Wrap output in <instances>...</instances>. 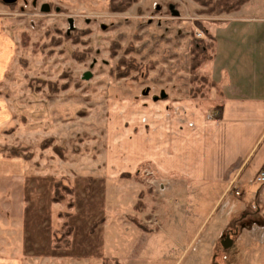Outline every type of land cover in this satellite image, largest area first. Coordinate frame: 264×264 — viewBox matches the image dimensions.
I'll return each instance as SVG.
<instances>
[{"label":"rangeland","instance_id":"rangeland-1","mask_svg":"<svg viewBox=\"0 0 264 264\" xmlns=\"http://www.w3.org/2000/svg\"><path fill=\"white\" fill-rule=\"evenodd\" d=\"M250 1L252 11L260 12L264 0ZM44 4L48 11L41 10ZM211 9L195 0H136L124 11H111L109 0H0V42L7 50L1 58L0 113H9L0 119V152L18 148L29 156V172L37 169L53 178L50 219L60 228L65 218L59 213L68 211L72 226L68 246L55 247L51 236L46 254L30 256L24 264H104L105 259L117 260L108 264H264L262 234L243 231L251 220L259 221L250 209L248 220H233L231 238L221 233L215 239L209 228L226 202L211 212L214 193L194 208L188 201L185 211L171 208L166 214L162 180L144 163L105 176L113 139L126 145L132 118H143L148 104L166 103L162 90L168 101L190 98L205 107L208 118L214 116L218 97L204 74V58L211 52L208 28L224 13ZM197 44L206 46L204 54ZM61 176L73 187L70 209L69 195L62 203L52 200L54 181ZM84 183L90 184L93 200L101 195L95 184L107 189L108 209L85 228L81 243L73 237L70 218L75 187ZM192 211L199 219L192 221ZM171 215L179 223L168 224V234L160 232ZM206 216L204 229L197 231ZM103 221L102 240L96 230Z\"/></svg>","mask_w":264,"mask_h":264},{"label":"crops","instance_id":"crops-1","mask_svg":"<svg viewBox=\"0 0 264 264\" xmlns=\"http://www.w3.org/2000/svg\"><path fill=\"white\" fill-rule=\"evenodd\" d=\"M248 1L218 16L208 28L212 50L204 74L218 97L211 112L214 116L208 118L205 107L196 100L177 97L168 101L166 94L161 98L166 103L148 104L143 118H132L126 145L113 139L104 163L105 176L111 178L141 163L158 173L166 214L171 208L184 210L188 201L194 208L207 193H214L211 212L226 202V209L209 228V237L215 239L221 233L231 238L233 220H248L250 209L259 221L251 220V226L243 231L252 237L262 234L264 241V182L255 185L256 173L264 167V6L254 13V4ZM2 43L0 73L2 59L7 56ZM8 114L3 111L0 119L6 120ZM27 165L21 156L7 157L0 152V264H24L30 256L46 254L55 229L48 207L53 178L37 169L29 172ZM89 185H76L75 209L70 218L73 237L80 242L87 236L85 228L105 216L108 209L103 201L107 189L95 184L101 195L93 200L87 193ZM91 209L95 216L92 220L88 219ZM193 213L195 221L198 217ZM206 219L197 231L204 229ZM177 222L173 215L165 217L158 230L168 234V224ZM104 224L96 230L102 240ZM234 230L240 238L243 236ZM233 240L226 242L227 246Z\"/></svg>","mask_w":264,"mask_h":264},{"label":"trees","instance_id":"trees-1","mask_svg":"<svg viewBox=\"0 0 264 264\" xmlns=\"http://www.w3.org/2000/svg\"><path fill=\"white\" fill-rule=\"evenodd\" d=\"M136 0H109V7L111 11H124L128 7H130ZM198 3L201 4H210L211 6V11L215 12V14H221V13H230L233 12L237 9H239L243 4H245L248 0H195ZM209 34V32H208ZM210 39H212L210 35ZM212 41V40H211ZM196 49H199L201 53L206 52V46L202 45L200 46L197 44ZM211 47L212 50V44L209 46ZM206 58L205 61H208L211 58V52L208 56H205ZM49 141V142H48ZM46 142L41 143V146L43 148L49 147L51 143V139H49ZM53 149H58L56 145L53 146ZM7 157H12V156H22L24 159H28L29 156L26 154L21 153V150L18 148H12L10 149L7 153H5ZM70 196L69 199L66 201V207L67 209H70L73 206V187L70 185L68 180L61 176L57 178L54 181V187L52 191V200L56 203H62L64 202L65 198ZM59 215L63 216L65 219L62 221L60 224V228H55L52 232V239H53V245L57 248L63 247V246H68L69 245V240L66 239L69 237V235L72 232V226L68 223L67 218L70 216V212L66 211L65 213H59ZM133 222H135L134 218L131 217ZM136 224V222H135ZM61 232V233H60ZM117 261L116 259H105L103 261L104 264H108L109 262L112 261Z\"/></svg>","mask_w":264,"mask_h":264},{"label":"water","instance_id":"water-1","mask_svg":"<svg viewBox=\"0 0 264 264\" xmlns=\"http://www.w3.org/2000/svg\"><path fill=\"white\" fill-rule=\"evenodd\" d=\"M3 1L5 3H11L14 0H3ZM41 10L43 12L48 11V5H46V4L42 5ZM175 15H176V13H175ZM88 77H89V74L88 73H84V78H88ZM165 96H166V93L162 90L161 93H160V97L164 98ZM156 99H157V96H154V100H156Z\"/></svg>","mask_w":264,"mask_h":264},{"label":"built area","instance_id":"built-area-1","mask_svg":"<svg viewBox=\"0 0 264 264\" xmlns=\"http://www.w3.org/2000/svg\"><path fill=\"white\" fill-rule=\"evenodd\" d=\"M200 36H201V34L198 33V37H200ZM256 181L257 182H261V183L264 182V169L259 171V173H258V175L256 177Z\"/></svg>","mask_w":264,"mask_h":264}]
</instances>
